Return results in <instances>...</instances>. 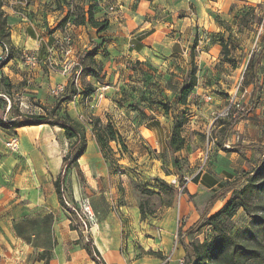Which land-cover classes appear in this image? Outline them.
I'll return each mask as SVG.
<instances>
[{
	"label": "rangeland",
	"instance_id": "374dc122",
	"mask_svg": "<svg viewBox=\"0 0 264 264\" xmlns=\"http://www.w3.org/2000/svg\"><path fill=\"white\" fill-rule=\"evenodd\" d=\"M7 1L6 9L10 8L8 22L12 27V40L19 50L13 60L6 62V53L3 49L0 60L3 59L5 65L1 67L3 64L1 63L0 69L5 71L3 70L5 66L10 71L12 68L17 71L23 69L30 81L28 87L33 86L37 89L42 82L41 79H37L39 78L37 74H41L37 71L38 67L43 68L45 72L70 79L71 69L77 62L83 63L85 51L91 50L96 45L100 47L96 55V60L102 67L99 79L94 77L83 79L79 76L76 86L82 90L86 83L93 84L95 93L100 86L109 87L95 105L92 96L82 98L80 95L79 108L74 116L86 126L90 141H95L90 119L98 114L104 122L111 120L122 134L127 148L122 150L113 143L112 164L104 158L99 148L100 164L98 163L97 166L100 169L104 166L108 176H99L96 165L90 167L84 165L85 168H81V171L77 167L68 170L64 183V196L71 206L63 204L60 199L58 202L70 218L71 228L80 232L78 242L86 245L91 236L95 241L93 228L97 225L111 227L116 232L115 237L121 241L124 253L132 247L144 257L140 264L182 263L185 257L179 260L176 258V249L180 244L179 229L186 231L187 227L198 221L212 192L220 188L229 173L239 176L244 171L253 170L251 166L247 169L242 168V163L236 159L232 150L224 142L219 141L217 132L220 129L219 117L222 119L233 117L224 114L239 81L242 83V92L252 82L251 56L252 53L258 54L263 45L264 0H211L215 4L207 9V15L214 19L219 27L218 31L206 29L205 25L196 19L191 25H187V30L185 25L188 21H184L182 29L162 30L155 35L156 29L152 28L153 24L170 22V15H149V18L147 15L144 16L143 19L153 23L150 26L151 31H139V27L131 28L132 20L137 15H112L115 23L109 24L108 30L104 32H99L91 25L85 26L86 30L77 31L75 27H79L69 22L63 30L59 29L55 32L54 42L46 49L45 55L39 54V49L41 43L49 40L46 27H50L48 24L50 15H36L37 13L30 8L35 5L36 0H18L12 3L10 0ZM69 1L76 3L80 0ZM93 1L97 6L102 0ZM112 2L116 3V0H105L106 8ZM43 6L48 13L56 11L53 0H47ZM223 7H226L227 11L223 10ZM249 7L254 8L253 13L247 17L250 21L249 25L239 31L238 18L243 16L242 14ZM197 8L193 4L189 12L197 14ZM66 9H62V14L67 11ZM64 16L58 15L55 23L57 24ZM186 16L193 18L195 15H179V18L183 19ZM109 17L111 15H101L100 18L108 19L110 23ZM221 20L230 23V29L220 25L218 21ZM202 22L206 23V21ZM168 27L170 28V25ZM228 31H231L234 37L227 60L222 55L220 41L227 37ZM196 41L194 54L198 85L189 97L185 116L184 135L187 144L184 150L178 153L180 175L183 179L181 181L176 175L171 154L166 147L172 116L163 112L160 102L175 101L177 90L190 69V53ZM218 46L219 51L215 48ZM33 47L38 49L34 50ZM67 47L73 49L68 55L64 53ZM28 56L37 57L36 65L26 62ZM136 61L141 63L134 71L131 65ZM3 85L7 98H2L4 103L0 106V115L7 120L15 116L17 109L27 114L43 113L41 106L51 108L53 99L58 96L52 93V87L65 86L63 83H57L46 87L48 92H42L40 96L33 89L19 92L10 90V86L4 81ZM249 93L248 91L245 96L238 99L245 111H248L252 103ZM45 94L48 96L45 97ZM204 94L211 95L212 99H205ZM95 97L98 98L97 94ZM11 105L14 106L12 109ZM13 137L18 140V146L14 149L7 145ZM69 145L70 142L58 127L23 126L11 131L0 126V171L3 179L5 173H10V184L19 204L31 203L29 201L31 197L28 198V194L31 193L26 191L21 175L27 171L31 172L32 167L43 166L49 177L57 162L67 153ZM200 167H203L201 174L210 173L219 179L220 184L216 188L197 191L193 180H188ZM167 171L171 174L167 175ZM156 178H163L177 188L170 207L162 206L160 195L141 193L135 186L137 183L158 190L155 187L158 185ZM51 181L44 177L40 186L46 195V200L50 197L48 182ZM244 184L245 181L240 187ZM183 185L187 187L190 185L193 192L191 193L194 195L192 200L183 194ZM162 197L168 199L166 193H162ZM143 200L146 201L148 210L145 218L141 219L140 214H135L132 210L137 209L140 201ZM85 201H88L92 207L94 213L92 222L87 221L82 213L81 206ZM251 203H253L251 204L253 214L240 209L229 223L222 225V228L236 235L239 241L255 243L256 240L261 239V235L255 237L258 230L255 221L263 214L255 212L252 200ZM94 204L99 208V215ZM218 205L215 207L217 208ZM125 208L132 209L131 213L124 212ZM213 211L217 210H212V213H215ZM83 220L87 221V226L84 225ZM147 224L149 227L146 226ZM159 228L162 229L161 235L158 232ZM213 228L212 225H203L194 233L184 234L182 238L188 242L192 240L202 242L212 237ZM176 229L177 234H175ZM143 230H147L142 234V239L145 241L151 238L149 242L155 245H164V240L165 243L170 242L168 254L162 257L148 254L147 252L152 248L144 250L135 235ZM125 264L139 263L136 259H127ZM248 264H264V251L258 260H252Z\"/></svg>",
	"mask_w": 264,
	"mask_h": 264
},
{
	"label": "crops",
	"instance_id": "0c3cea01",
	"mask_svg": "<svg viewBox=\"0 0 264 264\" xmlns=\"http://www.w3.org/2000/svg\"><path fill=\"white\" fill-rule=\"evenodd\" d=\"M10 1L12 3L13 1L18 0ZM79 2L86 4V1L84 0H80ZM104 2L105 0L99 1V4L95 6V16L99 19L101 15H111V17H109L111 25L115 23L112 15H137L135 16V19L132 20L130 25L131 28L139 27V31H151L152 28H155V35L162 30H172L173 28L182 29V22L184 21H188L185 25V29L187 30V25H191V22H194L196 19L199 20L202 25H205V28L210 31L219 30L214 19L207 15V9L215 4L211 0H116V3H110L108 8H106ZM46 3L47 0H36L35 5L30 6V8L37 13L36 15H50L48 18V24L50 27H54L58 15H65L66 12H63L62 14V9H58L48 13L43 6ZM193 4L198 7L197 14L189 12V9ZM111 7L114 9H111ZM66 8L67 7L64 5L63 9ZM223 10H226V7H223ZM6 11L9 14L10 8H7ZM141 15H143V17ZM146 15L148 18L149 15H170L169 17H171V21L166 24H153L149 20L147 21V19H143ZM179 15L195 16L193 18L186 16L182 19L179 18ZM101 19L104 18H100L99 20ZM202 21H206V23ZM151 24H153L152 28L150 27ZM169 25L170 28L168 27ZM75 29L81 31L86 30V27L80 26L79 28L75 27ZM33 48H35L34 50L38 49L37 47ZM215 48L219 51V46ZM2 53L3 48L0 46V56ZM4 65L5 64L3 63L1 67ZM3 70L5 71L0 69V106L4 103L2 102V98H7L4 92L3 81L6 82L7 86H10V90L13 89L14 91L23 92L24 90L30 91L33 89V91H37L40 96L42 92H48L46 87L54 86L57 83H63L66 87L69 82L67 77L63 78L62 76H58V74L53 75L52 73L45 72L43 68L41 69V67H38L37 71L41 72V74H37V77H39L37 79H41L42 82L39 83L40 85L37 86V89L36 87L34 89L33 86L28 87L30 81L27 79L28 75H26L27 73H25L23 69L17 71L15 68H12L10 71L9 68L5 66ZM2 76H4V79ZM252 76V82H250L247 88L251 93L252 100L251 105L248 107V113L232 130L228 132L227 138L224 141L228 148L232 150L236 159L242 163L243 169H247L250 166L253 169L256 168L264 156L263 151L259 148L260 146H264V54L257 66V75L254 76L252 73ZM255 84L256 88L259 85L258 95L256 97L257 100H254L255 98L253 99L252 96ZM47 96L48 95L45 94V97ZM79 97L80 95L75 96L72 101L63 104L62 106V111L70 113L75 119H77L74 114L79 108ZM56 98L53 99L54 102H52L51 107L54 106ZM96 116L101 117L98 114ZM107 121L108 120H106V122ZM38 126L46 127L50 125L42 124L36 125L35 127ZM59 129L63 132L61 128ZM237 147L239 148L237 149ZM99 148L96 139L95 141H90L88 139L87 151L79 159V166L77 168H79L80 171L81 168H85L84 165L87 167L96 165L95 167L96 170H98L99 176H108V171L107 169H104V166L101 169L97 166L100 164ZM64 156L65 155H63L57 162L53 173L49 177L46 175L43 166L32 167L31 172L27 171L21 175L26 191L31 193L28 194V198L31 197L29 198L31 203H18L19 200L16 199L12 189L13 186L10 184V173H5L3 179V174L0 171V264H46L45 259L40 257L43 253H50L48 264H98L86 247L81 243H78L80 232L71 228V220L65 214L63 209H61L60 202H58L59 196L55 188V181L61 170ZM44 177L47 180H52L51 182H48L50 197L47 200L43 189L40 188L43 184ZM192 182L196 186V190L201 192L204 189L212 190L220 184L219 179L210 173H203ZM188 188L191 193L190 185H188ZM214 192L215 191L212 193ZM229 196L230 195L228 194L225 198L217 201L212 210L215 209L218 211L222 205L225 204ZM216 205H218L217 208L215 207ZM94 207L96 208V213L99 215V208H97L96 205ZM131 210L132 209L125 208L124 212L129 214L131 213ZM132 211L135 214H140L139 205L137 209H133ZM146 226L149 227L148 224ZM143 227L145 226L143 225ZM127 229L132 228L129 227ZM146 232L147 230H143L142 232L135 234L143 249L148 250L152 248V250L161 252L162 255H167L171 247L170 242L167 241L165 243L164 240V245H155L152 242H149L152 239L148 238L147 241L149 243H147V241L142 239V234ZM93 233L95 234V241L92 236L91 238L93 239L94 245L99 250L101 258L105 264H125L127 259H136L137 263L140 264V262L144 260V257H141L139 251H136L135 248L131 247L128 249V252H123L121 248L122 243L117 237H115L116 232L113 228L97 225L93 228ZM132 234L134 235V233ZM175 234H177V229L175 230ZM178 246L179 247L176 249V258L179 260L181 257H185V251L181 244Z\"/></svg>",
	"mask_w": 264,
	"mask_h": 264
},
{
	"label": "trees",
	"instance_id": "16d2710c",
	"mask_svg": "<svg viewBox=\"0 0 264 264\" xmlns=\"http://www.w3.org/2000/svg\"><path fill=\"white\" fill-rule=\"evenodd\" d=\"M86 4L81 2L72 3L69 0H53L55 9H63L64 5L67 7L65 16L56 24L54 28L46 27L49 35L48 42L41 43L39 54H44L46 49L53 44L54 34L57 30H63L69 22H72L75 26H87L91 25L99 32H104L109 28V20H99L95 16V4L93 0H84ZM8 5L7 0H0V46L6 53V62L13 60L16 57V52L19 50L12 40V27L8 22V13L6 7ZM254 11L253 7H249L241 17L238 18L239 31L243 30L245 26L249 25L247 17ZM220 25L226 29H230V23L224 20L218 21ZM234 37L231 31H228L227 37L222 38L221 51L224 58L228 60L230 56V48L232 46V38ZM263 46L258 54L252 53L251 56V71L254 76L257 75V66L260 63L261 57L264 54V35L262 37ZM197 46V41L193 45V50L190 53V69L186 73V77L177 90V97L173 103L170 101L160 102L161 109L164 113L172 116L171 131L167 140V150L171 154L172 165L176 171V175L179 180L181 178V165L178 153L183 151L187 140L184 135V127L186 124L185 116L187 114V108L189 103V97L198 85V76L196 73L195 54L194 50ZM7 50V51H6ZM100 47L96 45L91 50H87L82 58L83 63H78L74 68L64 92L57 96L56 102L53 107L47 108L41 106L44 112L39 114H27L20 110H16L15 116L12 118L4 119L0 115V126L5 130H16L23 126H36L42 124H48L53 127H59L63 130L65 137L69 140L70 145L67 153L63 157V163L61 170L55 181V188L59 199L63 204L64 201V183L68 170L79 166V159L85 154L88 147V131L86 126L73 118L70 113L62 112V106L74 99L75 96L81 95L83 98H88L95 92L93 84L86 83L85 87L80 90L75 83L76 71L81 70V77H94L99 79L102 67L96 60ZM3 63V59L0 60V64ZM140 61H136L131 65L132 70L136 71L137 66L140 65ZM136 90V89H134ZM259 85L256 88V84L253 90V99L257 100ZM256 102V101H255ZM14 106L11 105V109ZM182 111H179V110ZM248 111H241L235 117L230 119H222L219 117L220 129L217 132L219 135V141L223 143L228 135V132L234 128V126L247 115ZM90 125L92 127V133L103 153L104 158L112 164L113 159V143L119 146L122 150L126 149V143L120 131L115 124L108 120L104 122L101 117L93 116L90 119ZM220 143V144H221ZM239 147H237L238 149ZM243 148V147H241ZM263 151L264 146L259 147ZM168 173L167 175H170ZM199 175L195 176V180ZM158 190L147 188L140 184H135L136 188L144 194H158L161 196L162 206L170 207L173 204V195L177 190L176 186L170 184L163 178H156ZM245 181V184L240 187V184ZM183 194L187 195L190 200L193 198V194L190 193L187 185L182 187ZM162 193L168 195V199L162 197ZM230 194L225 204L215 213L211 214L212 209L217 201L225 198ZM251 200L254 202L255 212H261L263 215L257 217L255 225H258V230L255 233V237L261 235V239L253 242H242L237 239V236L229 233L222 228V225L229 223L231 219L237 214L238 210L243 209L248 214H253L251 211ZM141 219L145 218L147 212L146 201H140L139 203ZM152 212V211H151ZM153 213V212H152ZM212 225L214 226V233L211 238L205 241H185L182 237L186 233L196 232L200 226ZM221 226V227H220ZM179 243L182 245L185 251V258L181 264H248L252 260H258L262 256L264 251V156L260 163L252 171H244L241 175L235 176L232 173L227 175V179L218 190H216L210 200L208 201L204 211L200 215V218L196 223L191 225L186 231L179 229L178 231ZM80 243V242H78ZM86 249L90 252L93 258L98 264H105L97 247L93 243L91 237L88 238ZM148 254L155 256H163L161 252L149 250ZM45 259L48 264L50 253H43L40 256Z\"/></svg>",
	"mask_w": 264,
	"mask_h": 264
},
{
	"label": "built area",
	"instance_id": "2783aa9c",
	"mask_svg": "<svg viewBox=\"0 0 264 264\" xmlns=\"http://www.w3.org/2000/svg\"><path fill=\"white\" fill-rule=\"evenodd\" d=\"M111 9H114V8L111 7ZM71 52H73V49L71 47H67V48L64 49V53L67 54V55L70 54ZM26 62L27 63H30L32 65H36V63H37V57L36 56H28L27 59H26ZM77 64H78V62L76 63V65ZM72 72H73V69H71V73ZM80 72H81L80 70H77L76 71L75 83H77V81L79 80ZM241 78H243V75H242ZM108 87L109 86H104V85L98 87L97 92L96 93L94 92L93 95H92V97L94 98L93 105H95L97 103V101H99L103 97V92L105 90H107ZM241 88H242V83H241V81H239L238 85L235 87L234 93L232 94V96L230 98V105L226 109V112H225L224 115L235 117L239 112L245 110V108H243L240 105V103L238 102V99L241 96L242 97L245 96L246 93H248V90H247V88H245L244 91L242 92ZM64 90H65V86H59V87L53 88L52 89V93L55 94V95H60L62 92H64ZM95 94H97V97L98 98L95 97ZM203 97L205 99H207V100H211L212 99V96L211 95H207V94H204ZM7 145L10 146V147H12L14 149V148H16L18 146V140L13 137L11 139V141L8 142ZM203 164H205V163H203ZM202 170H203V167H200L199 170L192 176L191 179H188V178L187 179L190 180V181L193 180V178L195 176L201 174ZM64 201H65L66 204H68L69 206H71L70 203H69V201L67 200V198L65 196H64ZM72 208L74 210H76V208H74V207H72ZM81 210H82V213L84 214V216H86L87 221H89V222L94 221V213H93L92 207H91V205H90V203L88 201H85L84 205L81 206ZM87 221L83 220V223H84L85 226H87ZM158 232L161 235L162 234V229L159 228L158 229Z\"/></svg>",
	"mask_w": 264,
	"mask_h": 264
}]
</instances>
